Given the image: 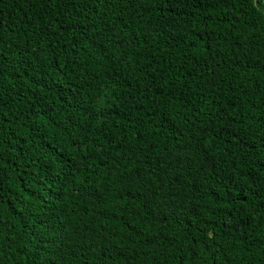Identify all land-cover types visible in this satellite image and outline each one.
<instances>
[{
	"label": "trees",
	"instance_id": "trees-1",
	"mask_svg": "<svg viewBox=\"0 0 264 264\" xmlns=\"http://www.w3.org/2000/svg\"><path fill=\"white\" fill-rule=\"evenodd\" d=\"M0 264H264V0H0Z\"/></svg>",
	"mask_w": 264,
	"mask_h": 264
},
{
	"label": "snow or ice",
	"instance_id": "snow-or-ice-1",
	"mask_svg": "<svg viewBox=\"0 0 264 264\" xmlns=\"http://www.w3.org/2000/svg\"><path fill=\"white\" fill-rule=\"evenodd\" d=\"M150 195H152V196H156V193L153 192V193H151Z\"/></svg>",
	"mask_w": 264,
	"mask_h": 264
}]
</instances>
